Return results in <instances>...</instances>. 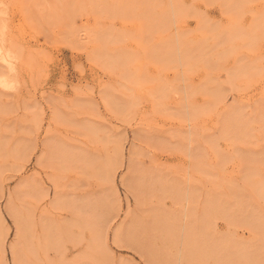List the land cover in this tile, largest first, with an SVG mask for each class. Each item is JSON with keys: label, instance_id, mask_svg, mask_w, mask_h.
<instances>
[{"label": "rangeland", "instance_id": "1", "mask_svg": "<svg viewBox=\"0 0 264 264\" xmlns=\"http://www.w3.org/2000/svg\"><path fill=\"white\" fill-rule=\"evenodd\" d=\"M0 264H264V0H0Z\"/></svg>", "mask_w": 264, "mask_h": 264}, {"label": "bare ground", "instance_id": "2", "mask_svg": "<svg viewBox=\"0 0 264 264\" xmlns=\"http://www.w3.org/2000/svg\"><path fill=\"white\" fill-rule=\"evenodd\" d=\"M8 64V63H7Z\"/></svg>", "mask_w": 264, "mask_h": 264}]
</instances>
